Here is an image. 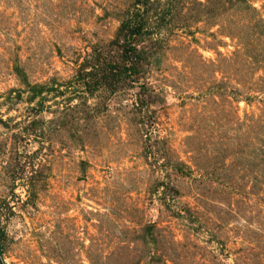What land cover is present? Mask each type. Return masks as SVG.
<instances>
[{
  "label": "rangeland",
  "instance_id": "rangeland-1",
  "mask_svg": "<svg viewBox=\"0 0 264 264\" xmlns=\"http://www.w3.org/2000/svg\"><path fill=\"white\" fill-rule=\"evenodd\" d=\"M0 242L264 264V0H0Z\"/></svg>",
  "mask_w": 264,
  "mask_h": 264
},
{
  "label": "trees",
  "instance_id": "trees-1",
  "mask_svg": "<svg viewBox=\"0 0 264 264\" xmlns=\"http://www.w3.org/2000/svg\"><path fill=\"white\" fill-rule=\"evenodd\" d=\"M135 34H139L141 32V28L139 26L135 27ZM0 252H1V242H0Z\"/></svg>",
  "mask_w": 264,
  "mask_h": 264
}]
</instances>
